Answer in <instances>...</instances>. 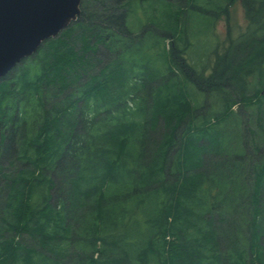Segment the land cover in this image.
<instances>
[{
	"label": "trees",
	"instance_id": "16d2710c",
	"mask_svg": "<svg viewBox=\"0 0 264 264\" xmlns=\"http://www.w3.org/2000/svg\"><path fill=\"white\" fill-rule=\"evenodd\" d=\"M186 1L82 0L0 80V264H264V0L201 71Z\"/></svg>",
	"mask_w": 264,
	"mask_h": 264
},
{
	"label": "water",
	"instance_id": "95a60500",
	"mask_svg": "<svg viewBox=\"0 0 264 264\" xmlns=\"http://www.w3.org/2000/svg\"><path fill=\"white\" fill-rule=\"evenodd\" d=\"M82 0H0V80L78 20Z\"/></svg>",
	"mask_w": 264,
	"mask_h": 264
},
{
	"label": "rangeland",
	"instance_id": "374dc122",
	"mask_svg": "<svg viewBox=\"0 0 264 264\" xmlns=\"http://www.w3.org/2000/svg\"><path fill=\"white\" fill-rule=\"evenodd\" d=\"M226 4L229 6L228 15L217 10L219 6ZM186 5L188 9L185 18L193 43L188 56L195 68L201 71L208 63L211 65L214 51L226 39L229 26L236 36L246 29L248 21L241 0H234L233 3L230 0H197L190 4L186 1ZM136 16L140 17L139 21L133 12L128 19L129 27L134 33L140 32L142 26L148 22V16L141 14V11ZM238 107L241 106H236V109Z\"/></svg>",
	"mask_w": 264,
	"mask_h": 264
}]
</instances>
